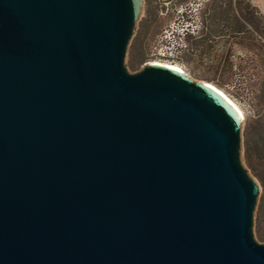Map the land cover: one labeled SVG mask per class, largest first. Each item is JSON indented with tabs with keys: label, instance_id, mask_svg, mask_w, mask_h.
Listing matches in <instances>:
<instances>
[{
	"label": "water",
	"instance_id": "water-1",
	"mask_svg": "<svg viewBox=\"0 0 264 264\" xmlns=\"http://www.w3.org/2000/svg\"><path fill=\"white\" fill-rule=\"evenodd\" d=\"M143 0H0V264H264L237 110L124 66Z\"/></svg>",
	"mask_w": 264,
	"mask_h": 264
},
{
	"label": "rangeland",
	"instance_id": "rangeland-1",
	"mask_svg": "<svg viewBox=\"0 0 264 264\" xmlns=\"http://www.w3.org/2000/svg\"><path fill=\"white\" fill-rule=\"evenodd\" d=\"M244 1L263 18L261 26L264 29V13L256 3ZM212 2L143 0L142 14L126 48L124 66L128 72L135 73L146 62L155 60L150 52L159 43L163 31L178 23L182 17L189 20L192 7L201 4L202 26L196 39L202 41L193 48L190 47V40L187 41V47L182 50L177 63L192 79L213 85L241 109L240 158L259 186L253 214V237L264 244V34L255 32L252 34L253 40H246L244 37L252 32V27L247 26L243 33L226 42L228 33L223 32V22L219 16L210 11ZM221 34L222 37L213 39ZM241 37L244 38V46L235 43ZM227 55L232 69L216 73L212 71L211 62L224 61Z\"/></svg>",
	"mask_w": 264,
	"mask_h": 264
},
{
	"label": "trees",
	"instance_id": "trees-1",
	"mask_svg": "<svg viewBox=\"0 0 264 264\" xmlns=\"http://www.w3.org/2000/svg\"><path fill=\"white\" fill-rule=\"evenodd\" d=\"M210 11L213 13L215 12V15H218L220 21L223 22V32L228 33L226 36L227 39L225 40L226 42L231 40V38H236L238 34L243 33L247 26L252 27V32L247 33L244 37L246 40H253L252 34L255 32L264 34V29L261 26L263 18L244 0H213ZM197 37L198 36L188 37V42L190 40V47H196L198 42L202 41H198L196 39ZM216 37H222V34L220 36H214L213 39ZM244 38H239L235 43L244 46ZM228 57L227 55L224 61H212L210 64L212 71L216 73L219 70H231L232 63L229 61Z\"/></svg>",
	"mask_w": 264,
	"mask_h": 264
},
{
	"label": "built area",
	"instance_id": "built-area-1",
	"mask_svg": "<svg viewBox=\"0 0 264 264\" xmlns=\"http://www.w3.org/2000/svg\"><path fill=\"white\" fill-rule=\"evenodd\" d=\"M247 1L256 3L260 11L264 13L263 0ZM200 5V3H197L192 7L191 18L189 20L182 17L178 23L170 25L163 31L159 43L153 46L150 52L151 57L155 59L153 61L165 62L180 67L177 59L182 50L187 47L188 37L198 36L201 30L202 19Z\"/></svg>",
	"mask_w": 264,
	"mask_h": 264
},
{
	"label": "bare ground",
	"instance_id": "bare-ground-1",
	"mask_svg": "<svg viewBox=\"0 0 264 264\" xmlns=\"http://www.w3.org/2000/svg\"><path fill=\"white\" fill-rule=\"evenodd\" d=\"M149 63H153V64H158V65H164L166 67H169L171 69H174L176 71H179L181 73L186 74V72L184 70H182V68L178 67L177 65H173V64H169V63H165V62H159V61H150ZM188 75V74H186ZM211 85V84H210ZM212 87H214L213 85H211ZM219 93H221V95H223L228 102L237 110V112L240 115L241 120L243 119V114L241 112V109L230 99L228 98L222 91H220L219 89H217L216 87H214Z\"/></svg>",
	"mask_w": 264,
	"mask_h": 264
}]
</instances>
